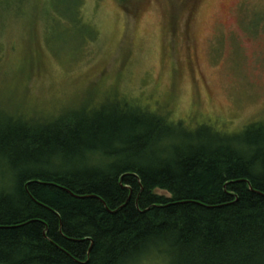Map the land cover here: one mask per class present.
<instances>
[{
	"label": "trees",
	"instance_id": "1",
	"mask_svg": "<svg viewBox=\"0 0 264 264\" xmlns=\"http://www.w3.org/2000/svg\"><path fill=\"white\" fill-rule=\"evenodd\" d=\"M121 104L0 114V264H264V123L192 133Z\"/></svg>",
	"mask_w": 264,
	"mask_h": 264
},
{
	"label": "rangeland",
	"instance_id": "2",
	"mask_svg": "<svg viewBox=\"0 0 264 264\" xmlns=\"http://www.w3.org/2000/svg\"><path fill=\"white\" fill-rule=\"evenodd\" d=\"M120 102L185 132L264 123V0H0V114Z\"/></svg>",
	"mask_w": 264,
	"mask_h": 264
}]
</instances>
